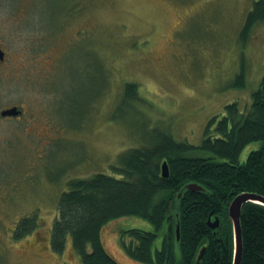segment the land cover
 Returning <instances> with one entry per match:
<instances>
[{
  "label": "rangeland",
  "instance_id": "374dc122",
  "mask_svg": "<svg viewBox=\"0 0 264 264\" xmlns=\"http://www.w3.org/2000/svg\"><path fill=\"white\" fill-rule=\"evenodd\" d=\"M61 2L0 0V45L10 54L0 106L23 109L0 118V264H82L68 238L61 253L49 246L69 182L116 175L118 155L156 127L199 143L225 104L249 107L264 70L262 25L247 42L239 37L253 0H63L65 11ZM125 82L136 85L129 104ZM33 214L37 228L14 239L18 220ZM130 227L153 230L143 218L117 217L102 226L101 241L120 264H144L121 245Z\"/></svg>",
  "mask_w": 264,
  "mask_h": 264
},
{
  "label": "trees",
  "instance_id": "16d2710c",
  "mask_svg": "<svg viewBox=\"0 0 264 264\" xmlns=\"http://www.w3.org/2000/svg\"><path fill=\"white\" fill-rule=\"evenodd\" d=\"M61 1L60 10L67 6ZM258 25L264 31V0H253L245 16L239 33L243 43ZM241 58L243 62L244 56ZM235 83L245 84L243 64ZM136 93V85L125 82L122 94L126 104ZM150 130L141 135L145 143L128 147L118 155L117 165L112 166L116 175L96 172L69 182V188L56 201L50 248L61 253L68 238L82 264H120L105 250L100 230L114 218L137 216L150 222L153 230H121V245L135 261L231 264L228 203L245 191L264 196V70L251 93L249 107L240 110L236 102L225 104L223 114L209 119L199 143L175 139L168 128ZM252 142L259 146L241 159L242 150ZM163 161L167 163V176L162 175ZM190 182L201 189H188L186 184ZM208 217H217L218 227H210ZM37 226L35 214L24 216L14 226L13 238L27 236ZM240 229V264H264V206L244 204ZM158 235L162 240L160 246H155ZM203 246L205 253L197 261Z\"/></svg>",
  "mask_w": 264,
  "mask_h": 264
},
{
  "label": "water",
  "instance_id": "95a60500",
  "mask_svg": "<svg viewBox=\"0 0 264 264\" xmlns=\"http://www.w3.org/2000/svg\"><path fill=\"white\" fill-rule=\"evenodd\" d=\"M16 106L9 107L7 109H4L2 114H14L16 112ZM161 170L162 175L167 176L168 175V167L166 161H163L161 164ZM186 187L190 190H199L201 189V186L198 185L196 182H190L186 184ZM180 193H178V196ZM246 203H256L259 205L264 206V196L254 193V192H240L236 194L228 203L227 206V213L228 218L230 220L231 225V235H232V259L231 264H240L241 261V252H242V239H241V229H240V213L241 209ZM208 224L212 228L218 227L219 220L217 217H215L213 220H211L208 217L207 220ZM176 238H178V222L176 224L175 228ZM205 246H203L199 254L197 255V261H199L204 253H205Z\"/></svg>",
  "mask_w": 264,
  "mask_h": 264
},
{
  "label": "flooded vegetation",
  "instance_id": "af4514ba",
  "mask_svg": "<svg viewBox=\"0 0 264 264\" xmlns=\"http://www.w3.org/2000/svg\"><path fill=\"white\" fill-rule=\"evenodd\" d=\"M0 50H2V53H3L2 56H1V53H0V67H1V66L6 65L7 60L10 58V54L8 53V51L3 49L1 45H0ZM12 106H16V108H17L16 112L14 114H8V115L7 114H2L1 111H3L4 109H7L9 107H12ZM22 113H23V109L21 108L20 105L10 104V105H6V106H0V118L1 119H11L12 117H19V115H21ZM6 200H7V197H5V198H1L0 197V203L2 201H6ZM5 215H8L7 211H6Z\"/></svg>",
  "mask_w": 264,
  "mask_h": 264
}]
</instances>
